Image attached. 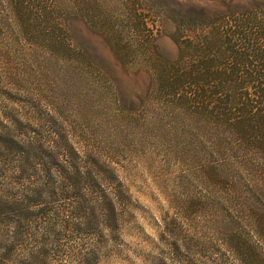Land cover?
Instances as JSON below:
<instances>
[{
  "label": "trees",
  "instance_id": "1",
  "mask_svg": "<svg viewBox=\"0 0 264 264\" xmlns=\"http://www.w3.org/2000/svg\"><path fill=\"white\" fill-rule=\"evenodd\" d=\"M198 1L171 14L173 57L156 44L162 0H0V27L39 43L59 62L92 68L67 26L68 17L81 18L119 62L149 74L161 107L175 114L206 168L237 194L241 215L222 224L214 256L211 249L204 257L175 250L165 264H264V0ZM6 107L0 108V264L12 261L34 215L60 213L70 233H85L87 224L93 235L119 231L129 193L111 161L78 145L41 109ZM97 247L89 243L72 261L83 264Z\"/></svg>",
  "mask_w": 264,
  "mask_h": 264
},
{
  "label": "rangeland",
  "instance_id": "2",
  "mask_svg": "<svg viewBox=\"0 0 264 264\" xmlns=\"http://www.w3.org/2000/svg\"><path fill=\"white\" fill-rule=\"evenodd\" d=\"M198 2L162 0L156 44L168 57L177 53L171 14ZM67 26L95 67L59 62L39 43L0 27V108H39L56 128L62 122L78 145L111 161L129 199L114 235H93L89 224L85 233L64 231L60 213L31 216L8 264H75L73 253L93 241L96 255L83 264H165L186 249L203 257L211 249L214 256L222 224L233 225L241 215L237 194L225 177L206 168L175 114L161 107L147 72L119 62L104 37L81 18L68 17ZM36 249L44 256L28 259L26 252Z\"/></svg>",
  "mask_w": 264,
  "mask_h": 264
}]
</instances>
